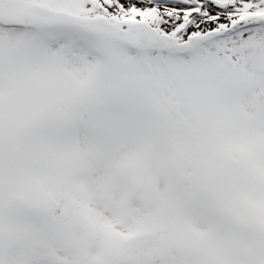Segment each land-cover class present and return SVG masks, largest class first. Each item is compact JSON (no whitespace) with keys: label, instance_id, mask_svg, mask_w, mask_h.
Instances as JSON below:
<instances>
[{"label":"snow or ice","instance_id":"obj_1","mask_svg":"<svg viewBox=\"0 0 264 264\" xmlns=\"http://www.w3.org/2000/svg\"><path fill=\"white\" fill-rule=\"evenodd\" d=\"M0 264H264V0H0Z\"/></svg>","mask_w":264,"mask_h":264}]
</instances>
